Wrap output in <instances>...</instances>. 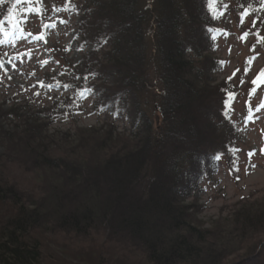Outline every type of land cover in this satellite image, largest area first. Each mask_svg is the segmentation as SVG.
Masks as SVG:
<instances>
[{"label": "trees", "instance_id": "16d2710c", "mask_svg": "<svg viewBox=\"0 0 264 264\" xmlns=\"http://www.w3.org/2000/svg\"><path fill=\"white\" fill-rule=\"evenodd\" d=\"M222 5L229 3L66 0L57 10L78 14L81 43L93 46L68 69L74 97L90 87L136 133L121 139L88 128L80 133L103 141L98 152L53 150L43 120L69 112L67 99L32 119L19 108L1 113L8 150L0 154V264H264V204L204 228L183 202L240 150L233 130L243 90L231 78L208 81L223 66L215 56ZM36 17L41 30L53 18L32 0H0V50ZM18 119L6 132L1 122ZM8 163L35 168L38 189L20 186Z\"/></svg>", "mask_w": 264, "mask_h": 264}, {"label": "rangeland", "instance_id": "374dc122", "mask_svg": "<svg viewBox=\"0 0 264 264\" xmlns=\"http://www.w3.org/2000/svg\"><path fill=\"white\" fill-rule=\"evenodd\" d=\"M248 1L252 7L242 10L237 3L227 0L229 5L221 6L224 17L216 29L219 33L215 56L221 58L223 66L208 81L213 85L231 78L243 90L242 102L234 117L238 124L233 130L240 150L232 158L221 160L213 176L206 177L183 201L191 207L195 223L204 228L228 223L235 212L264 204V0ZM32 3L41 5L44 17L53 18L42 30L41 19L33 18L22 36L10 39L1 48L0 114L19 108L23 118L32 119L36 113L46 112L57 100L67 99L71 104L69 112L43 120L46 124L43 142L53 150L71 145L73 149L86 147L90 153L98 152L92 148L97 146L100 150L103 141L96 139L97 136L92 140L89 132L80 133L88 128L103 127L105 132L121 134V139H132L136 132L129 120L120 116L116 119L111 111L103 110L97 104L99 96L95 90L91 92L90 87L80 86L76 98L75 90L67 86L68 76L73 75L68 69L79 64L93 48H85L81 43L79 15L69 12L55 15L66 0H32ZM1 123L7 132L14 131L24 121ZM82 135L85 140L81 139ZM7 150L8 146L0 144V154ZM5 166L6 172L26 191L38 189L43 175L35 168L28 170L21 165L19 168L13 163Z\"/></svg>", "mask_w": 264, "mask_h": 264}]
</instances>
